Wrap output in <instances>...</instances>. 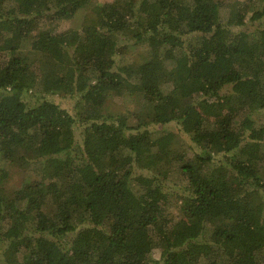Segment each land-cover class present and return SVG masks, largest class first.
Masks as SVG:
<instances>
[{"label":"trees","instance_id":"16d2710c","mask_svg":"<svg viewBox=\"0 0 264 264\" xmlns=\"http://www.w3.org/2000/svg\"><path fill=\"white\" fill-rule=\"evenodd\" d=\"M0 30V264H264V0H0Z\"/></svg>","mask_w":264,"mask_h":264},{"label":"rangeland","instance_id":"374dc122","mask_svg":"<svg viewBox=\"0 0 264 264\" xmlns=\"http://www.w3.org/2000/svg\"><path fill=\"white\" fill-rule=\"evenodd\" d=\"M93 1H97V2H100L101 3V2H104V1H107V0H93ZM134 1H137V0H134ZM225 1L231 2L232 0H225ZM81 22H82V16L81 15H78L77 17H75V18H73V19H71L69 21H65L62 24V27L63 28H69V27L79 28L81 26ZM2 31H3V29H2ZM0 32H1V30H0ZM127 57L130 58L131 57V54H129L128 56H126V59H127ZM117 59H118L119 62L120 61L123 62L122 61V58L118 57ZM124 60H125V58H124ZM237 88L240 90V89H243L244 86L243 85H239V86H237ZM230 89H232V86L230 87ZM52 99H54L56 103L60 104L61 107L69 108V109H71L73 107L74 103L76 102V99L75 98H72L70 96H68V97H62L60 95H55V96H52ZM120 99H117V100H120ZM118 104H119V106L116 107L118 109L125 108L124 105L132 106V107L134 105L133 102H131L129 100H126V102H124V103H122V101L121 102L118 101ZM120 104H122V105H120ZM135 108L137 109V107H135ZM156 127H158V126H156ZM165 131L166 132H164V134L168 133V134L171 135V133L174 134L175 131H177V129H175L174 127H171L170 125H168L167 128H165ZM181 151L187 153V152H191L193 150L191 148H189V147H185ZM25 176H26V173H24L21 170H15V171H13V176H12L10 182H9V186L11 188L12 187H17L18 185L21 184V182L25 178ZM172 212L174 214L177 213V209L174 208L172 210Z\"/></svg>","mask_w":264,"mask_h":264}]
</instances>
